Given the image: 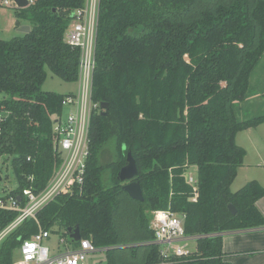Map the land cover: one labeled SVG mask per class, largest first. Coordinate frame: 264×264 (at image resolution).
<instances>
[{"label":"trees","instance_id":"1","mask_svg":"<svg viewBox=\"0 0 264 264\" xmlns=\"http://www.w3.org/2000/svg\"><path fill=\"white\" fill-rule=\"evenodd\" d=\"M85 0H37L16 12L31 32L0 39V157L11 159L18 196L42 191L63 159L53 127L66 95L45 92L47 69L66 83L79 80L81 50L66 42L71 14ZM264 58V0H100L93 101L108 103L91 117L90 156L81 191L58 196L0 245V264H13L39 225L72 247L79 229L107 252L106 264H156L152 216L184 217L187 235L264 227L258 181L233 192L246 150L237 134L264 124L241 120ZM5 114V115H4ZM131 152L145 201L133 200L118 179ZM197 168L196 183L187 173ZM33 179V181L30 180ZM196 198V201L193 199ZM237 209L233 215L228 206ZM18 214L0 210V233ZM223 237L200 239L183 264H231Z\"/></svg>","mask_w":264,"mask_h":264},{"label":"built area","instance_id":"2","mask_svg":"<svg viewBox=\"0 0 264 264\" xmlns=\"http://www.w3.org/2000/svg\"><path fill=\"white\" fill-rule=\"evenodd\" d=\"M27 1L28 7L37 2V0ZM2 4L17 10L22 9L13 0H3ZM99 8L100 0H85L84 7L71 14L72 22L66 33L67 44L81 50L78 93L67 94L62 102L64 108L69 107L73 111L65 121L61 116L53 127L56 149L58 152L67 151V158L63 160L52 181L42 191L37 193L32 188H26L18 196L8 192L4 197H0L1 211L18 214L17 218L0 233V245L26 221L34 220L39 224L38 213L58 196L72 195L77 190L81 191L84 186L90 156L91 117L93 112L100 107L92 97ZM2 123L3 114L0 110V137ZM30 180L33 181L32 178ZM188 183L194 185L196 179L189 176ZM193 201H196V198ZM151 226L155 231V239L151 244L160 247V262L156 264H183L179 259L195 254L200 239L223 235V233L187 235L184 217H179L170 210L155 211ZM50 238V232L39 225V232L23 243L18 258L13 264H82L91 254L107 253L113 249V247L99 248L91 240H81L77 249L55 255L51 248L44 245V242ZM61 241L64 242V240ZM191 242L196 243L195 250L190 249Z\"/></svg>","mask_w":264,"mask_h":264},{"label":"rangeland","instance_id":"3","mask_svg":"<svg viewBox=\"0 0 264 264\" xmlns=\"http://www.w3.org/2000/svg\"><path fill=\"white\" fill-rule=\"evenodd\" d=\"M3 0H0V39L2 40H12L15 37H21L24 34L19 31L20 27H16V12L17 9L13 7H6L3 4ZM22 26H26L25 21H21ZM264 76V58L262 59L260 65L255 70L253 76H252V85L256 91H261V97L264 99V81L260 85H256L258 79ZM43 90L45 92H55L59 94H76L79 90V83H66L63 80L59 79L58 77L54 76L52 72L47 69V79L44 83ZM256 95V94H253ZM5 97L4 94L0 93V100H2ZM261 99V98H260ZM258 99V100H260ZM257 100V101H258ZM264 103V100H263ZM73 111L72 108H64L62 119L65 121L68 117V115ZM257 115H264V105L262 107L256 108L255 111L253 110H246L244 108V113L241 115V120L250 119L252 117H255ZM244 132V133H243ZM254 130H246L242 131L241 134H237L236 137V143L243 147L247 153L248 157L246 160V163L240 167L239 173L237 178L235 179L231 189L233 192H237L241 190L247 183L251 181H264V167L262 169L256 168L254 166V162H257L258 156L255 154L257 153L258 148H264V138L263 136H259L258 134H254ZM257 140V146H252V139ZM256 150V151H255ZM263 154H264V150ZM60 156L63 160L67 158V151H60ZM193 176L194 178H197V168L191 167L189 172L187 173V180L189 179V176ZM0 197H4L9 191H12L18 187V181L16 179V176L13 172L12 165H11V159H8L7 157H0ZM153 218V216H152ZM226 240V246L230 243L228 240V237H225ZM44 245L51 248L52 250H55L56 253H65L66 251L70 250L69 248H72V246L68 242H63L59 238V235H52L49 240H46L44 242ZM189 247L191 250L196 249V243L191 242L189 244ZM72 250V249H71ZM18 256L16 257V259ZM107 263V253L106 252H98L95 254H91L88 256L87 260L82 264H106Z\"/></svg>","mask_w":264,"mask_h":264},{"label":"crops","instance_id":"4","mask_svg":"<svg viewBox=\"0 0 264 264\" xmlns=\"http://www.w3.org/2000/svg\"><path fill=\"white\" fill-rule=\"evenodd\" d=\"M263 81H264V76H261L258 79L256 85H260ZM260 92L261 91L255 90L254 94L256 95H252L249 101L243 104V107L246 110L255 111L256 108L258 107L260 108L264 105L263 103L264 99H262L261 97L262 95ZM251 130L256 131L254 132V134H258L259 136L261 135L264 138V124L258 126L257 128L249 129V131ZM252 146H256L258 148L257 140L255 138L252 139ZM262 150H264L263 147L261 149L258 148L257 153H255L258 156V159L257 162L253 163L254 166H256V168H260V169L264 167V154ZM247 157H248V153L246 155V160ZM246 160L244 164L246 163ZM258 182L264 187V181L259 180ZM257 206L264 216V197L257 202ZM222 237H223V252L224 254H226L225 260L227 262L231 264H264V227L227 232V233H223ZM225 237H228V240L230 241L228 246H226V242H225L226 240H224ZM77 248L78 247L75 248L72 247L69 249L75 250ZM53 253L55 255L58 254L56 253L55 250H53Z\"/></svg>","mask_w":264,"mask_h":264},{"label":"water","instance_id":"5","mask_svg":"<svg viewBox=\"0 0 264 264\" xmlns=\"http://www.w3.org/2000/svg\"><path fill=\"white\" fill-rule=\"evenodd\" d=\"M15 1L18 6L22 9L28 7V1L27 0H13ZM19 31L23 34H28L31 32V27L28 25H24L20 27ZM100 111L103 116H107L109 112V104L108 103H102L100 104ZM5 115V114H4ZM127 164L120 170L118 174V179L124 184L123 190L135 201L144 202V194L143 190L139 184V182L135 181V178L138 176V167L136 160L134 159L131 152L127 154ZM1 181V176H0ZM21 200V198H19ZM229 211L233 214H237V209L234 205L230 204L228 206ZM68 232L70 233V238L73 240V242H80L82 240V237L80 235V231L78 228L75 230L69 229Z\"/></svg>","mask_w":264,"mask_h":264}]
</instances>
